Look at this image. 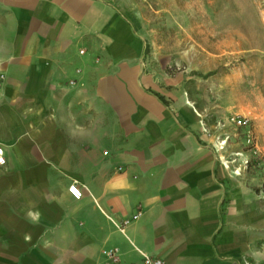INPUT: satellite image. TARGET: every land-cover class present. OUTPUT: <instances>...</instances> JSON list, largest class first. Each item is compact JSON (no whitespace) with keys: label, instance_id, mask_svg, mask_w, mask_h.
Here are the masks:
<instances>
[{"label":"crops","instance_id":"1","mask_svg":"<svg viewBox=\"0 0 264 264\" xmlns=\"http://www.w3.org/2000/svg\"><path fill=\"white\" fill-rule=\"evenodd\" d=\"M142 12L0 0V264H264V173L225 167L240 138L147 53Z\"/></svg>","mask_w":264,"mask_h":264},{"label":"rangeland","instance_id":"2","mask_svg":"<svg viewBox=\"0 0 264 264\" xmlns=\"http://www.w3.org/2000/svg\"><path fill=\"white\" fill-rule=\"evenodd\" d=\"M138 2L147 53L157 64L185 73L188 97L212 133L218 126L232 133L241 149L240 131L221 126L230 115L250 121L260 157L245 172L264 173V0Z\"/></svg>","mask_w":264,"mask_h":264},{"label":"built area","instance_id":"3","mask_svg":"<svg viewBox=\"0 0 264 264\" xmlns=\"http://www.w3.org/2000/svg\"><path fill=\"white\" fill-rule=\"evenodd\" d=\"M5 81V76L0 74V91L3 88V84ZM228 126L233 127L235 130H239L241 134V142L243 148L239 151H236L230 155V159H223V163H226V167L228 168V164L238 162L237 166L233 171H238V176L240 175L241 171H245L252 165V160L259 163V149L255 143L250 121L243 116L240 115H230L226 119H224V124L221 128ZM229 139L228 135H224L222 139L218 140L217 142V149L219 151H223L226 147L227 141ZM6 163L5 160V153L2 146H0V167L4 166ZM257 165V164H256ZM261 165V164H260ZM259 165V166H260ZM118 170H121L119 168ZM68 193L74 200H80L82 197V190L78 187L76 183H72L68 187ZM260 195L261 198L264 199V181L260 186ZM139 216V213H136L131 217L130 220H135ZM129 220L124 221L123 226H125ZM105 257L113 264L118 263V258L116 257V252L114 250L108 251L105 254ZM138 264H166L162 259L157 257H151L148 255H143L141 261Z\"/></svg>","mask_w":264,"mask_h":264},{"label":"bare ground","instance_id":"4","mask_svg":"<svg viewBox=\"0 0 264 264\" xmlns=\"http://www.w3.org/2000/svg\"><path fill=\"white\" fill-rule=\"evenodd\" d=\"M224 165H225V167H226V163H224ZM238 171H233V174L235 175V176H238V173H237Z\"/></svg>","mask_w":264,"mask_h":264}]
</instances>
